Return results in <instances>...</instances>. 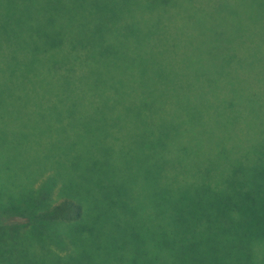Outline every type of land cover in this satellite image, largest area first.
Segmentation results:
<instances>
[{"label": "trees", "instance_id": "trees-1", "mask_svg": "<svg viewBox=\"0 0 264 264\" xmlns=\"http://www.w3.org/2000/svg\"><path fill=\"white\" fill-rule=\"evenodd\" d=\"M263 12L264 0H0V97L67 102L50 109L62 118L86 113L79 100L139 99L163 119V158L149 161L137 221L118 201L129 204L120 197L131 181L105 160L87 164L101 209L92 190H73L76 179L90 183L73 171L68 198L27 213L33 227L58 224L69 242L87 232L93 244L77 255L91 264L134 249L126 264H264ZM26 247L15 242L0 264L47 258L24 259Z\"/></svg>", "mask_w": 264, "mask_h": 264}, {"label": "rangeland", "instance_id": "rangeland-1", "mask_svg": "<svg viewBox=\"0 0 264 264\" xmlns=\"http://www.w3.org/2000/svg\"><path fill=\"white\" fill-rule=\"evenodd\" d=\"M263 22L264 14L260 18L261 25H264ZM1 92L3 90L0 87ZM34 99L11 100L0 97V212L4 215L5 223L10 220L9 225H0V258L7 255L9 248L18 241L20 246H27L28 254L24 259L30 257L31 250H37V253L41 252L47 257L37 260V264H49L52 257L66 264H91L86 258L87 253L77 255L78 250L82 251L86 245L93 244L87 232L85 236L75 237L69 242L70 239L59 238L55 233V229L66 232V228L61 229L58 224L49 226L45 223L40 225L39 231V226L33 227L35 222L30 220L27 213L41 209L45 203L53 206L68 198L67 195L71 193V175L76 177L73 171L77 178L81 176L80 173H87L90 179L89 184L76 179L73 190H92L94 200L89 204L96 210L101 209V197L98 195L100 186L96 184L98 179L88 171L87 164L97 162L98 165L105 160H111L118 163L115 171L119 165L120 171H123L120 174L124 175L119 179L124 177L131 181L129 190L132 192L130 195L126 194L129 198L126 195L120 197L129 204L118 201L137 221L149 196V161L155 157L161 163L163 158V119L159 114L149 112L146 100H79L75 104L86 105V113L62 118L51 114L50 109L69 103ZM93 111L96 113H90ZM263 135L264 130L259 128V140H262ZM97 140L103 141L97 144ZM72 164H77L78 168H73ZM157 174L159 184L163 185V168ZM55 175L60 178L54 180ZM105 181L110 186L109 181ZM116 185H119V180ZM108 190L111 191L109 188ZM112 191L116 197V188L113 187ZM76 197L83 198L77 193ZM161 207L159 212L162 214L163 202ZM147 208L145 216L150 212V207ZM94 218L96 219L95 215ZM26 230L28 237L22 238L20 233ZM46 232H49L50 239H46ZM144 237L142 247L146 240L149 242V231L145 232ZM143 250L147 254V249ZM139 252L140 249H134L131 254L124 253L123 258L112 261L111 264H126V260L136 257Z\"/></svg>", "mask_w": 264, "mask_h": 264}]
</instances>
